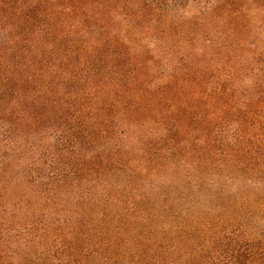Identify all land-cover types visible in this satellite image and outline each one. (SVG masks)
I'll return each instance as SVG.
<instances>
[{"label": "trees", "instance_id": "16d2710c", "mask_svg": "<svg viewBox=\"0 0 264 264\" xmlns=\"http://www.w3.org/2000/svg\"><path fill=\"white\" fill-rule=\"evenodd\" d=\"M223 2L213 31L177 0H0L29 34L0 111L49 142L40 250L0 264H264V191L215 180L264 186V49Z\"/></svg>", "mask_w": 264, "mask_h": 264}, {"label": "rangeland", "instance_id": "374dc122", "mask_svg": "<svg viewBox=\"0 0 264 264\" xmlns=\"http://www.w3.org/2000/svg\"><path fill=\"white\" fill-rule=\"evenodd\" d=\"M245 8L242 19L248 29V37L254 39L257 50L264 49V0H238ZM223 5V0H177L176 6L183 11L185 18H193L201 11L204 14L205 24H213L211 30L218 29L219 19H214L210 12L211 7ZM237 4V2H236ZM62 6V5H60ZM224 16V15H223ZM116 20V19H115ZM20 17L5 16L0 11V56L4 54L22 59L24 45L29 34L21 26ZM204 26V25H203ZM214 42L224 40L217 32L211 33ZM201 37L198 45L204 46ZM24 42V43H23ZM233 51L221 50L219 55L233 54ZM252 77H246L244 82H251ZM15 107H8L0 111V250L11 260H16L29 250H40V201L39 190H33L29 181L31 177L39 176L42 172V162L48 141L33 138L27 135L26 128L19 124V120L10 114ZM136 142V141H135ZM219 186L232 194L241 190H262L263 185L254 180H223ZM260 189V190H259ZM36 222L35 231L29 233L32 222Z\"/></svg>", "mask_w": 264, "mask_h": 264}]
</instances>
